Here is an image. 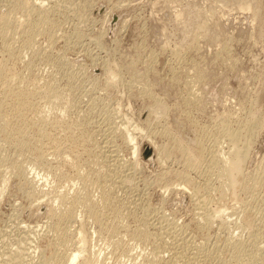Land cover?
<instances>
[{
  "label": "rangeland",
  "instance_id": "rangeland-1",
  "mask_svg": "<svg viewBox=\"0 0 264 264\" xmlns=\"http://www.w3.org/2000/svg\"><path fill=\"white\" fill-rule=\"evenodd\" d=\"M25 1L28 6L0 0V21L11 11L20 24L10 25L9 34L0 22V68L12 91L0 89V251L15 247L19 234L34 232L27 261L42 264L63 257L65 247L72 250L79 231L81 256L93 264H167L180 252L164 232L170 225L182 229L194 252L201 249L193 264H232V240L249 250L264 233V0ZM41 3L48 7L44 14ZM27 7L39 16L49 11L46 22L31 10L27 16ZM16 93L31 106L21 120ZM121 123L125 132L111 134ZM226 130L239 134L247 155L237 185L224 189L206 162ZM106 142L126 167L118 178L124 187L113 191L110 177L98 176ZM133 143L151 146L153 159L144 149L135 158ZM220 148L228 150L226 140ZM194 154L203 162L193 166ZM210 173L209 188L200 187ZM193 185H200L196 198L207 200L216 217L207 226L197 217ZM107 193L109 206L103 205ZM84 197L94 203L98 221L82 206ZM66 204L72 219H52V207L64 211Z\"/></svg>",
  "mask_w": 264,
  "mask_h": 264
},
{
  "label": "bare ground",
  "instance_id": "bare-ground-1",
  "mask_svg": "<svg viewBox=\"0 0 264 264\" xmlns=\"http://www.w3.org/2000/svg\"><path fill=\"white\" fill-rule=\"evenodd\" d=\"M20 1V0H19ZM23 1V0H22ZM34 1V0H33ZM32 1V2H33ZM36 1V0H35ZM42 1V0H41ZM43 1H45V0H43ZM17 2V1H16ZM24 2L25 3H20V4H24V6H28V4H26V1L24 0ZM31 2V3H32ZM40 2V1H39ZM40 4V3H39ZM62 4V3H61ZM36 5V4H35ZM41 7H43V8H45V9H43L42 10V14H44V13H46V11H47V8L46 7H44L43 6V4L41 3ZM59 5V4H58ZM78 5V4H77ZM21 6V5H20ZM23 5H22V7H24ZM30 6V5H29ZM32 6H34L33 4H32ZM35 7V6H34ZM38 7V6H37ZM40 7V6H39ZM38 7V8H39ZM53 7V6H52ZM18 8V7H17ZM32 8V7H31ZM28 9V7L26 8V9H24V8H22V10H26L27 11V13H28V15L27 16H29L30 15V12L32 11H35V9ZM36 8V7H35ZM38 8H36V11H38L37 9ZM20 9H21V7H20ZM40 9V8H39ZM51 9V8H50ZM31 10V11H30ZM52 11H53V8L51 9ZM15 11V10H14ZM14 11H13V13H14ZM17 11H18V9H17ZM19 11H21V10H19ZM29 11V12H28ZM41 11V9L39 10V14L41 13L40 12ZM23 12V11H22ZM31 12V13H32ZM44 12V13H43ZM10 13H12L11 11L9 12V14H8V17L6 18L5 16V19H6V22L4 21V19H1L2 21H0V22H2L1 23V25L3 26V28H4V30L2 29V31H5V29H6V31H5V33L7 32V33H9L10 34V30H9V28H11L14 24V26H17V23H15L14 21L15 20H13V18H14V14H10ZM26 13V12H25ZM34 13H36V12H33V14ZM38 13H36V14H34V15H38ZM51 13V12H50ZM32 14V15H33ZM48 14H49V11H48V13L46 14L47 16H48ZM25 15V14H24ZM33 15V16H34ZM21 16V15H20ZM41 16V15H40ZM39 15H38V17H40ZM43 16H45V15H42L41 16V19L39 20V23H43L44 21L46 22V20H47V16H45L46 17V20L45 19H42L43 18ZM13 17V18H12ZM25 17V16H24ZM30 17H31V15H30ZM30 17L29 18H26L27 20L28 19H30ZM37 17V18H38ZM3 18V17H2ZM34 19V18H33ZM36 19V18H35ZM20 20V19H19ZM25 20V19H24ZM17 21H18V18H17ZM26 21V20H25ZM24 21V22H25ZM36 21V20H35ZM26 23H27V21H26ZM29 23V22H28ZM37 23H38V19H37ZM41 23V24H42ZM24 24V23H23ZM46 24V23H45ZM49 24V23H48ZM10 25H11V27H10ZM18 25L20 26V24H19V21H18ZM22 25V24H21ZM27 25V24H26ZM40 25V24H39ZM19 26H17L16 28H18ZM33 26V25H32ZM46 25H43V26H41L42 28H40L41 30L43 29V27H45ZM48 26V25H47ZM30 27V26H29ZM34 27V26H33ZM38 27V26H37ZM37 27H35V28H37ZM40 27V26H39ZM21 28V27H20ZM12 29V28H11ZM33 29V28H32ZM31 29V31H33L34 33L36 32V31H34V30H32ZM38 30H40L39 28H37ZM36 29V30H37ZM8 30H9V32H8ZM16 30V29H15ZM25 30V29H24ZM45 30V29H44ZM51 30V29H50ZM12 31H13V29H12ZM31 31H29V34L27 35V36H32V35H34L33 34V32H31ZM16 32V31H15ZM46 32V31H45ZM26 33V32H25ZM9 34H6V35H8L9 36ZM6 35H3L4 37L6 36ZM52 37V36H51ZM27 38V37H26ZM29 39H30V37H28ZM16 39V38H15ZM49 39H51V38H49ZM28 42L30 43V40H28ZM48 43V42H47ZM5 45V44H4ZM29 45V44H28ZM8 47V46H7ZM49 47V46H48ZM7 49V48H6ZM29 52V51H28ZM93 61V60H92ZM3 68V67H2ZM4 72H5V69H4V71H2V69L0 68V89H1V87L3 86L4 87V89L6 88L7 90L9 89L8 87H7V83H5L4 82V76H3V74H4ZM109 73V72H108ZM112 73V72H111ZM10 74V73H9ZM5 75V74H4ZM114 76V75H113ZM12 77V76H11ZM6 79V78H5ZM8 79H10V77L8 78ZM16 79V78H15ZM7 80V79H6ZM19 80V79H18ZM3 81V82H2ZM12 80L10 79V82H11ZM14 81V80H13ZM7 82H8V80H7ZM9 83V82H8ZM2 87V88H3ZM4 89H1L2 91L4 90ZM6 89H5V91H6ZM48 90V89H47ZM1 91V92H2ZM8 91H10V90H8ZM7 91V93H11L12 91H10V92H8ZM45 92V91H44ZM3 94V93H2ZM60 96V95H59ZM4 97H6V96H4ZM14 97L17 99V103H16V105H14L15 106V108H14V110H15V112L17 113L16 115L18 116V118H19V116H20V119H18V120H21V114H22V112H25L24 110H29V108L31 107L30 105H29V103L26 101V98L23 96V94H21V93H16L15 95H14ZM56 98V97H55ZM61 98V97H60ZM58 99V98H57ZM54 100V99H53ZM60 101V100H59ZM55 102H57L56 100H55ZM7 105V104H6ZM4 106H5V104H3V101H2V103H0V113L2 114V111H4ZM49 106V105H48ZM54 107V106H53ZM40 108V107H39ZM13 110V111H14ZM40 110V109H39ZM40 114V113H39ZM53 114V113H52ZM3 115V114H2ZM2 115H1V117H2ZM9 115H10V113H9ZM4 117H5V114L3 115ZM3 117V120L5 119ZM7 117V116H6ZM14 117H15V115H14ZM13 117V118H14ZM9 118V117H8ZM17 118V117H16ZM7 119V118H6ZM6 119L4 120V121H6ZM15 119V118H14ZM1 120H2V118H1ZM2 120V121H3ZM8 120V119H7ZM3 121V123H4V125H5V123L7 122L8 124H9V122L8 121H6V122H4ZM17 121V120H16ZM121 121V120H120ZM22 122V121H21ZM122 122H123V120H122ZM12 123V122H11ZM124 123H125V121H124ZM7 124V125H8ZM43 124V123H42ZM122 124V123H121ZM258 124V121H256V120H253V121H251V124H249V125H251L250 127L252 128V129H255L254 127L256 126ZM51 125V124H50ZM112 126V125H111ZM126 126V125H125ZM250 127H248L247 129H251ZM257 127V126H256ZM5 128V127H4ZM8 128V127H7ZM40 128V127H39ZM0 129H1V127H0ZM2 129H3V127H2ZM1 129V130H2ZM6 129V128H5ZM104 130V129H103ZM128 130V129H127ZM126 130V131H127ZM7 131V130H6ZM5 131V132H6ZM102 131V130H101ZM107 131H109V130H107ZM130 131V130H129ZM138 131V130H137ZM1 132V131H0ZM103 132V131H102ZM125 132V129H124V127H123V124L122 125H116V126H114V127H112L111 128V131H110V133L111 134H121V133H124ZM133 132V131H132ZM2 133H4L3 131H2ZM8 133V132H7ZM105 133V132H104ZM127 133H129V137H131V143H132V134L130 135V133L131 132H128L127 131ZM9 134H10V130H9ZM8 134V135H9ZM107 134H108V132H107ZM110 134V135H111ZM7 135V134H6ZM7 135V136H8ZM126 136H127V134H125ZM113 136V135H112ZM116 136V135H115ZM127 136V137H128ZM220 136H221V139H223L222 141L224 142V140H226L227 141V144H228V150L226 151V152H224V151H222V148H220V142H222L221 141V139H219V137L216 139V141L214 142V148H216V149H214L213 151H212V154H210L211 156H210V159H209V161L208 162H206V164H207V167H208V169H209V172H213L214 170H216V173H215V179H217L219 182H220V186H221V188H224L225 189V187H230V188H233V187H235V185H237V182H238V179L240 178V176H241V171H242V165H243V163L245 162V160H246V155H247V148L245 147V146H241L240 145V136H239V134L237 133V132H234V131H230V130H226V132H223L222 134H220ZM108 137H110V136H108ZM111 138V137H110ZM114 138V137H113ZM126 138V137H125ZM109 139V138H108ZM105 141V140H104ZM112 141V140H111ZM135 141V140H134ZM107 142H109V141H107ZM107 142L105 143V145L102 147V148H105L106 150H103L102 152H100L101 153V162H99L100 164H102V170L100 171V174L101 175H98L99 177H103V181H104V179L105 178H112V180L109 178L108 180L110 181V183H109V185H108V188L109 187H111V190H112V188H115V187H119V186H123L122 184L123 183H125V182H121L123 179H119V181H118V178H121L122 177V174L123 173H125V172H123L122 173V169L123 168H120V166H121V164L119 163V158L117 159V157H116V155L114 156L113 154L115 153L114 151L115 150H112V147L113 146H111V148L109 147V145L108 144H110V143H108L107 144ZM126 142H128V140L126 141ZM112 143H113V141H112ZM129 143H130V141H129ZM130 143V144H131ZM152 143V142H151ZM134 144V143H133ZM181 144V143H180ZM113 145V144H112ZM241 146V147H240ZM114 147H116L115 145H114ZM132 151H133V155H134V157L135 158H138L139 156H141V152H142V149H144V150H146V152L148 151V153H149V155H151L149 158H147L148 157V154L146 153V155H144V157L146 158V159H149V160H152L153 159V152H154V150H153V148H151V146H149V147H147V146H144V145H140L139 143H135L133 146H132ZM180 149L182 150V148L180 147ZM101 150V149H100ZM153 151V152H152ZM161 153V152H160ZM159 153V154H160ZM158 154V153H157ZM158 154V155H159ZM164 154V153H163ZM161 155V154H160ZM195 156L197 155V157H195V161L193 162V159H192V165L193 164H200V161L202 160V159H204V156H200V154H194ZM193 155V156H194ZM100 157V156H99ZM159 157V156H158ZM190 158V157H189ZM194 158V157H193ZM99 159V160H100ZM160 159V158H159ZM160 162H162V160L160 161ZM201 162H203V160L201 161ZM133 164V163H132ZM131 164V165H132ZM136 164V163H135ZM195 164V165H196ZM205 164V165H206ZM131 165H129V166H131ZM162 165H163V163H162ZM122 166H124V165H122ZM121 166V167H122ZM126 166H128V165H126ZM128 166V167H129ZM194 166V165H193ZM201 166V165H200ZM100 167V166H99ZM133 167L134 166H131V167H129L128 169H130V170H134L133 169ZM197 167V166H196ZM126 168V167H125ZM125 168L123 169V170H125ZM206 167H204V169H205ZM11 169V168H10ZM98 171V170H97ZM205 171H206V169H205ZM11 172H13V171H11ZM4 173H6V172H4ZM10 173V172H9ZM99 174V173H98ZM133 173H127V175H132ZM205 174V173H204ZM126 174H124V176H125ZM109 176V177H108ZM133 176V175H132ZM114 177V178H113ZM126 177H128V176H125V178ZM210 177V178H209ZM211 177L213 178V176L211 175V173H210V175L208 176V175H205L204 176V178H203V184H201V186L200 187H202V188H209V186H210V179H211ZM5 178V177H4ZM123 178V177H122ZM133 178V177H132ZM184 178V177H183ZM113 179H115V181L113 180ZM131 179V178H130ZM25 180V179H24ZM108 181V182H109ZM188 181H190V180H187L186 182H188ZM211 181H213V180H211ZM215 181V180H214ZM5 182L6 181H4L3 182V186H4V184H5ZM190 182H193V181H190ZM106 184H108V183H106ZM178 184V183H177ZM181 184V183H180ZM192 184V183H191ZM212 184V183H211ZM195 185V184H194ZM193 185V186H194ZM107 186V185H106ZM127 186V185H126ZM178 186V185H177ZM199 186H194L195 187V189H194V191H193V193L191 194V199L196 203V204H198V206H199V211H197V217H199V219L202 221H204V225H208V224H211V222H212V220H214L215 218H213L212 219V217H214V216H212L213 215V213H212V215H210L209 214V212L207 211L208 210V207H207V209H206V206L205 205H207L208 203H207V200H205L204 198V200L203 201H200V199H198V198H196V196L199 194V189L200 188H198ZM124 187V186H123ZM105 188V187H104ZM121 188V187H120ZM125 188H128L127 189V191H130L131 192V187H125ZM133 188V187H132ZM165 188V187H164ZM169 188V187H168ZM168 188L166 187V190H168ZM105 190H107V189H104V191ZM116 190V189H115ZM223 190V189H222ZM227 190V189H226ZM103 191V192H104ZM108 191H110V190H108ZM113 191V190H112ZM201 191V190H200ZM99 192V191H98ZM205 192V191H204ZM224 192V191H223ZM233 192V191H232ZM106 193V192H105ZM109 193V192H108ZM108 193H107V195L105 194V195H103V200H104V204L103 205H108V201H109V197L110 196H108ZM164 194V193H163ZM189 194V193H188ZM85 195V194H84ZM200 195V194H199ZM54 197H56V196H54ZM135 197V196H134ZM203 197V196H202ZM60 198V197H59ZM85 198V197H84ZM134 199V198H133ZM136 199V198H135ZM207 199V198H206ZM54 200V199H53ZM52 200V201H53ZM58 200V199H57ZM61 200V205H63L62 203H65L66 201V199H64V198H62V199H60ZM83 201H81V200H79V201H81L80 203L82 204V206L83 207H85L84 209L86 210L87 209V211H88V213H89V216H90V218L92 217V218H96L97 217V215H98V220H99V213L97 212V210H96V207H95V205H94V203L89 199V198H85V199H82ZM112 199H110V201H111ZM51 201V202H52ZM78 201V202H79ZM114 201V200H113ZM55 202V201H54ZM77 203V202H76ZM113 203V202H112ZM121 203V202H120ZM131 203V205L132 204H135V203H133L132 201L130 202ZM52 204V203H51ZM81 204H79V205H81ZM111 204V203H110ZM195 204V205H196ZM55 205V204H54ZM53 205V206H54ZM65 205V204H64ZM67 205V204H66ZM69 205V204H68ZM68 205H67V207H68ZM76 205H78V203L76 204ZM78 205V206H79ZM127 205V204H126ZM130 205V206H131ZM106 206L104 207L105 209H106ZM109 206V205H108ZM197 206V207H198ZM62 207H64V206H62ZM82 207V208H83ZM56 208H58V207H56ZM81 208V207H80ZM111 208V207H110ZM135 208V207H134ZM137 208V207H136ZM145 208V207H144ZM63 209H65L64 211H61V209H59V211L57 210V209H53V207H52V212H51V215L50 216H52V219H53V217H59V221L61 222V221H63L64 223H67L70 219H72V216H73V214H72V206L70 207H68L67 209H66V206L64 207V208H62V210ZM198 209V208H197ZM235 209V208H234ZM110 210V209H109ZM146 210V209H145ZM108 211V210H107ZM236 211V210H235ZM145 212V211H144ZM196 212V211H195ZM112 214H113V212H111ZM117 213V212H116ZM211 213V212H210ZM216 213V212H215ZM234 213V212H233ZM144 214V213H143ZM156 214V213H155ZM111 215V214H110ZM115 215V214H114ZM118 215V214H117ZM194 215V214H193ZM219 215V214H218ZM221 215V214H220ZM219 215V216H220ZM194 216H196V215H194ZM102 217V216H101ZM100 217V218H101ZM132 217V216H131ZM146 217V216H145ZM91 218V219H92ZM97 218H96V221H98L97 220ZM123 218V217H122ZM219 218V217H218ZM51 219V220H52ZM198 219V220H199ZM93 220H95V219H93ZM124 220V219H123ZM152 220V219H151ZM161 220V219H160ZM164 220V219H163ZM172 221V220H171ZM57 222V224H59V222L58 221H56ZM63 222H61V223H63ZM165 222V221H164ZM199 222V221H198ZM142 223V222H141ZM153 223V222H152ZM174 223V222H173ZM56 224V223H55ZM56 224V225H57ZM159 224V223H158ZM64 225V224H63ZM170 224H168V225H166V226H169ZM55 226V225H54ZM62 225H58V227H57V230H58V232L59 231H61V233L63 234V235H66V236H68L67 235V233H66V229H63L62 227H61ZM115 226V225H114ZM164 226V225H163ZM162 226V228H164ZM181 226V225H180ZM52 227H53V225H52ZM65 227V226H64ZM241 227V226H240ZM240 227H238V228H240ZM19 228V227H18ZM24 228V227H23ZM26 228V227H25ZM54 228V227H53ZM52 228V229H53ZM142 228V227H141ZM159 228H160V224H159ZM20 229V228H19ZM27 229V228H26ZM26 229L24 230V231H26ZM55 229V228H54ZM53 229V230H54ZM112 229V228H111ZM161 229V228H160ZM242 229V228H241ZM33 230V229H32ZM140 230V229H139ZM227 230V229H226ZM50 231V230H49ZM55 232H56V229L54 230ZM113 230H111V232H112ZM143 231H145V230H143ZM163 231V230H162ZM240 231V230H239ZM238 231V232H239ZM27 232V231H26ZM53 232V231H52ZM110 232V231H109ZM164 232L165 233H167L168 235H169V237H170V240H171V244L172 245H174V247H176L177 248V250H178V247H179V250H180V252H177L178 254L173 258V259H171L167 264H180L181 262L183 263H185V262H188L189 264H193L194 262L192 261V259L193 260H196L195 259V256H197V254L199 253L198 251H200V250H198V247H197V249L195 250L196 252H194L193 251V248L194 247H192V246H190V243L192 242V241H190V239H189V237L188 236H186L185 235V233H183L182 232V229L180 230H177L173 225H172V227H171V225L169 226V227H166L165 229H164ZM241 232V231H240ZM31 233V232H30ZM25 233L24 232V234L23 233H21V234H19V236H17V238L16 237H14V238H16L15 240L14 239H12V240H14V244L13 245H16L15 247L13 246V247H11V245H10V247L9 248H6V250L4 249V250H1L0 251V264H26V261H27V258L29 259V257H28V255H29V253H31L30 255H32V252L30 251V252H27L28 250H27V248L29 247L28 246V244H30V243H33V239H32V237L33 236H31V235H33L34 234V232L33 233ZM48 233V232H47ZM113 234H114V232H112ZM118 233V232H117ZM139 233V232H138ZM147 233V232H146ZM146 233H143V232H141L140 234L142 235V240L145 238V234ZM163 233V232H162ZM161 233V234H162ZM75 234H77V235H74V243H73V245H72V247H73V249L72 250H69L70 249V247H65V250H68V251H65V253H64V251H63V253H64V255H63V257H54V258H52L51 260H48V261H44V262H42V264H78V261H80L79 262V264H93L92 262H91V260L89 259V257L87 256V254L86 255H83V256H81L83 253H84V250H85V241H84V239H83V237L81 236V233L78 231L77 233H75ZM112 234V235H113ZM139 234V235H140ZM149 234V233H148ZM45 235V234H44ZM111 235V236H112ZM118 235V234H117ZM36 236V235H35ZM147 236V235H146ZM167 236V235H166ZM229 236V235H228ZM144 237V238H143ZM147 237H151V236H147ZM159 237V236H158ZM230 238V237H229ZM229 238H228V242H227V239H226V242L227 243H229ZM232 239H234L235 237H231ZM36 239V238H35ZM146 239V238H145ZM164 239V238H163ZM168 239V238H167ZM231 239V240H232ZM236 239V238H235ZM241 239V238H240ZM239 239V240H240ZM33 240V241H32ZM59 240V243H58V245L59 246H61V243H60V239H58ZM140 240H141V237H140ZM192 240V239H191ZM4 241V240H3ZM32 241V242H31ZM57 241V240H56ZM121 241V240H120ZM148 241V240H147ZM233 241L235 242V240H232V245H229V244H227V245H229V246H231V247H229L230 248V251H231V256H232V264H261L260 262L263 260V255L262 254H264L263 252H262V249H264V247L261 249V243L262 242H264V233H262L261 235H257V236H254V240L252 241V245H251V248H248L249 250H246L247 248H245L243 245V243L242 242H240V241H236L235 243H233ZM9 242V241H8ZM35 242V241H34ZM166 242V241H165ZM169 242V241H168ZM230 243V244H231ZM36 244V243H35ZM34 244V245H35ZM56 245H57V243H55ZM145 244V243H144ZM7 245V244H6ZM76 245V247H74ZM114 245V244H113ZM261 245V246H260ZM28 246V247H27ZM32 246V245H31ZM117 246V245H116ZM246 246V245H245ZM27 247V248H26ZM71 247V248H72ZM112 247V246H111ZM30 248V247H29ZM34 248V247H33ZM62 248V247H61ZM192 248V249H191ZM156 249V248H155ZM35 250V249H34ZM157 250V249H156ZM170 250V249H169ZM178 250V251H179ZM190 251V252H189ZM154 252V254L153 253H150V254H153L156 258H157V256H156V254H159V253H156L155 251H153ZM172 252V251H171ZM61 253V252H60ZM188 253H190L189 255H191L192 254V257H190V256H188ZM262 253V254H261ZM57 254H59L58 252H57ZM261 254V257H260V262H258L257 261V259L259 258V255ZM146 256V255H145ZM153 257V256H152ZM154 257V258H155ZM31 258V257H30ZM156 258H155V260H156ZM183 258H185L186 260H183ZM64 259V260H63ZM149 259V258H148ZM230 259V260H231ZM30 260V259H29ZM158 260V259H157ZM152 261V260H151ZM154 261V260H153ZM197 261V260H196ZM28 262V261H27ZM30 262H32L31 260H30ZM156 262V261H155ZM264 262V261H263ZM183 263V264H184ZM28 264H30L29 262H28ZM32 264V263H31ZM151 264H152V262H151ZM155 264H160V263H158V261H157V263H155ZM228 264H231V263H228Z\"/></svg>",
  "mask_w": 264,
  "mask_h": 264
}]
</instances>
